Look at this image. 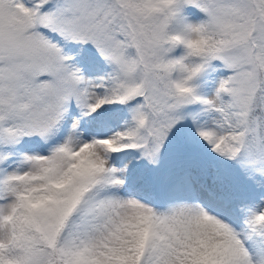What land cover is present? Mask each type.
<instances>
[{
	"label": "snow or ice",
	"instance_id": "obj_1",
	"mask_svg": "<svg viewBox=\"0 0 264 264\" xmlns=\"http://www.w3.org/2000/svg\"><path fill=\"white\" fill-rule=\"evenodd\" d=\"M0 264H264V0H0Z\"/></svg>",
	"mask_w": 264,
	"mask_h": 264
}]
</instances>
